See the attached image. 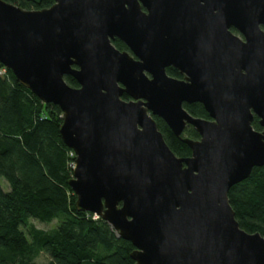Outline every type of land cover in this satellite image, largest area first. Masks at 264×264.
<instances>
[{
  "label": "water",
  "instance_id": "obj_1",
  "mask_svg": "<svg viewBox=\"0 0 264 264\" xmlns=\"http://www.w3.org/2000/svg\"><path fill=\"white\" fill-rule=\"evenodd\" d=\"M53 1L0 0V63L61 109L76 209L130 241L134 264H264V236L239 226L228 198L264 166V0ZM193 102L209 118L183 107Z\"/></svg>",
  "mask_w": 264,
  "mask_h": 264
},
{
  "label": "trees",
  "instance_id": "obj_2",
  "mask_svg": "<svg viewBox=\"0 0 264 264\" xmlns=\"http://www.w3.org/2000/svg\"><path fill=\"white\" fill-rule=\"evenodd\" d=\"M24 9L49 7L53 0H6ZM235 31L233 28H231ZM264 29V27H263ZM112 44L128 50L115 38ZM0 264H134L130 241L117 236L110 225L92 213L75 207V195L68 180L74 157L63 143L59 127L61 109L44 103L22 86L11 70L0 63ZM166 73L180 77L172 67ZM66 83L77 87V81L65 75ZM123 99H128L126 95ZM193 116L209 118L199 102L184 103ZM169 148L179 157L190 154L187 144L176 137L166 123L153 116ZM261 130L258 118L251 122ZM182 137L198 138L188 125ZM228 198L239 226L264 236V166H255L249 176L232 185ZM58 221L52 229L37 228L30 222ZM40 254L47 260L38 262Z\"/></svg>",
  "mask_w": 264,
  "mask_h": 264
},
{
  "label": "rangeland",
  "instance_id": "obj_3",
  "mask_svg": "<svg viewBox=\"0 0 264 264\" xmlns=\"http://www.w3.org/2000/svg\"><path fill=\"white\" fill-rule=\"evenodd\" d=\"M2 70H4V69H2ZM69 155H70V153H69ZM72 163H73V161H69L68 165L71 167ZM71 169H72V167H71ZM0 186L2 187V189L4 191L8 190V188H9V185H8V183L5 180H1L0 181ZM92 217L94 219L98 218L95 214H93ZM30 222L32 224H34L37 228L44 229V230L52 229V228H54V227H56L58 225V221L56 219L51 221V222H49V223H47V222H41V221H39V220H37L35 218H31ZM36 260L38 262L46 261L47 260V256L45 254H40V256Z\"/></svg>",
  "mask_w": 264,
  "mask_h": 264
},
{
  "label": "built area",
  "instance_id": "obj_4",
  "mask_svg": "<svg viewBox=\"0 0 264 264\" xmlns=\"http://www.w3.org/2000/svg\"><path fill=\"white\" fill-rule=\"evenodd\" d=\"M3 72H4V70H0V73H3ZM69 153H70V156L74 157V152L72 150H70ZM73 166H74V161H73L71 167L73 168Z\"/></svg>",
  "mask_w": 264,
  "mask_h": 264
},
{
  "label": "flooded vegetation",
  "instance_id": "obj_5",
  "mask_svg": "<svg viewBox=\"0 0 264 264\" xmlns=\"http://www.w3.org/2000/svg\"><path fill=\"white\" fill-rule=\"evenodd\" d=\"M264 27V26H263ZM235 32V31H234ZM128 51V50H127ZM169 67H171V66H169ZM173 68V67H172ZM175 69V68H174ZM177 70V69H176ZM178 71V70H177ZM179 73V72H178ZM169 75V74H168ZM179 75H180V77H176V76H173V77H176V78H182L183 76L179 73ZM170 76H172V75H170ZM186 126H188V125H186Z\"/></svg>",
  "mask_w": 264,
  "mask_h": 264
}]
</instances>
